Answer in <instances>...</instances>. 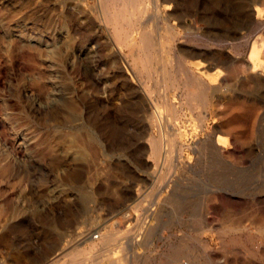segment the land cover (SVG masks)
<instances>
[{
    "label": "rangeland",
    "instance_id": "obj_1",
    "mask_svg": "<svg viewBox=\"0 0 264 264\" xmlns=\"http://www.w3.org/2000/svg\"><path fill=\"white\" fill-rule=\"evenodd\" d=\"M153 1L120 39L113 0H0V264H123L124 237L132 264H208L204 240L233 264L263 242L248 213L189 217L264 167V0Z\"/></svg>",
    "mask_w": 264,
    "mask_h": 264
},
{
    "label": "bare ground",
    "instance_id": "obj_2",
    "mask_svg": "<svg viewBox=\"0 0 264 264\" xmlns=\"http://www.w3.org/2000/svg\"><path fill=\"white\" fill-rule=\"evenodd\" d=\"M105 2H110L111 0H104ZM135 1L137 2V0H123L124 3H127V7L125 8H119L117 7L116 5L119 4L120 0H113L114 3H112V7H107L104 9V17H105V22L112 26L114 29H115V32L117 34V36L120 38V39H127L128 35H129V30H128V25L130 27H132L133 24L130 23L131 20H129L130 16V13L132 11V7L131 5H134L133 2L135 3ZM141 1V0H140ZM155 3H157V0L153 1ZM159 2V1H158ZM154 3V4H155ZM149 4V3H148ZM153 4V5H154ZM103 5V4H102ZM108 5V3H107ZM105 6V4H104ZM103 6V7H104ZM150 6V4H149ZM103 17V18H104ZM145 18V17H144ZM148 21V20H147ZM136 24V23H135ZM137 25V24H136ZM128 27V28H126ZM139 27V26H138ZM140 28V27H139ZM138 28V29H139ZM143 29V28H142ZM134 30V29H133ZM141 30V28H140ZM143 31V30H142ZM144 32V31H143ZM146 33V32H145ZM137 35V34H136ZM140 35V34H139ZM148 38V37H147ZM162 40V39H161ZM145 41V40H144ZM160 41V40H159ZM141 42V40H140ZM157 42V41H156ZM155 42V43H156ZM162 42V41H161ZM146 44V43H145ZM149 44V42H148ZM155 45V44H154ZM153 45V46H154ZM157 45V44H156ZM66 46V45H65ZM144 46V45H143ZM145 47V46H144ZM152 46L148 45V51H152L151 49ZM155 47V46H154ZM138 48H141V45L140 47ZM135 49V48H134ZM157 49V48H156ZM154 53H156L155 51V48L153 49ZM188 50V49H187ZM142 51V50H141ZM146 52V51H145ZM140 53V52H139ZM149 53V52H148ZM158 53V52H157ZM136 54V53H135ZM138 54V53H137ZM143 54V53H142ZM185 54L187 55H190V56H193V57H198L200 56V53L199 51L197 50H194L191 49L189 52H186ZM159 55H160V52H159ZM207 56V55H206ZM149 57V56H148ZM155 57V56H154ZM151 58H153L151 56ZM185 60V59H184ZM156 61V60H155ZM150 62V60H149ZM166 65V64H165ZM147 67V66H146ZM162 69V68H161ZM158 70V69H157ZM137 71V70H136ZM157 72V71H156ZM162 72V71H161ZM160 72V73H161ZM152 73V72H151ZM158 73V72H157ZM165 74H168V71H164ZM203 74V73H202ZM157 75V74H156ZM170 76V75H169ZM143 78V77H142ZM153 83V82H152ZM166 83V82H165ZM161 85V84H160ZM50 90V89H49ZM149 92V91H148ZM182 92V91H181ZM147 93V92H146ZM193 93V91H192ZM151 96V95H150ZM150 99V98H149ZM194 99V98H193ZM165 100V99H164ZM156 102V101H155ZM205 102V101H204ZM207 102V101H206ZM154 103V102H153ZM206 104V103H205ZM237 105V104H236ZM168 108V107H166ZM230 108V106H229ZM232 108V107H231ZM238 108V107H237ZM230 110V109H229ZM169 111V110H168ZM224 115V114H223ZM201 117V116H200ZM205 117V116H203ZM237 117V116H236ZM202 118V117H201ZM201 122V121H200ZM199 122V123H200ZM164 123V122H163ZM227 126V125H226ZM229 126V125H228ZM231 126V125H230ZM242 126V125H241ZM226 128V127H225ZM166 129V127H165ZM165 132V131H164ZM166 134V133H165ZM171 135V133H170ZM169 135V136H170ZM173 135V133H172ZM172 137V136H171ZM174 137V136H173ZM172 139V138H171ZM167 140V139H166ZM169 140V139H168ZM167 140V141H168ZM164 141L162 138H159L158 140H155V144H154V147H155V154L160 158L161 156L165 155V146H164ZM154 143V142H153ZM168 144V143H167ZM166 145V144H165ZM154 153V152H153ZM169 154V153H168ZM227 155V154H226ZM171 156V155H170ZM168 156V157H170ZM174 157V156H173ZM178 157V156H177ZM231 157V156H230ZM164 158H167L164 157ZM158 159V158H157ZM171 160V159H170ZM163 161V160H162ZM226 163L228 164H231L228 160H225ZM170 162V161H169ZM173 163V162H172ZM170 163V164H172ZM183 163V162H182ZM182 163H180L182 165ZM176 164V162H175ZM177 165V164H176ZM187 165V164H186ZM168 166H171L168 164ZM174 166V165H173ZM184 166V165H183ZM231 167L233 168H230L231 171L229 173H232V174H245L246 172H250V170H247V169H244V168H240V167H235L231 164L230 165ZM172 167V166H171ZM176 167V166H175ZM187 167V166H186ZM243 167V166H242ZM210 168V167H209ZM170 169V168H169ZM173 169V168H172ZM181 169V167H180ZM174 171V170H173ZM206 172V171H204ZM226 170H214V169H209L207 171V174L209 177H215V176H224L226 175L227 173ZM252 172V171H251ZM257 172V175H255V177H258L257 180V185L254 186V188L250 191V192H247L246 195H243V196H234V194L232 193L231 195H227V193L224 194V196L220 193H217V192H214L215 194L213 195V198H211L210 202H212V204H204L202 206V208L200 209V218L198 217H195V218H192V215L190 214V208L187 204H183V211L186 212V213H189L190 214V217H189V220L190 218L192 219L191 220V224L193 226L198 227V228H202V229H208V230H211L212 228V224L210 221L207 220V218L209 217L210 214L212 213H219L221 216H225V215H229V213H227L228 211L231 212L230 214L235 216L238 215V214H241L242 213H248L246 214L247 215V219L251 224H253L256 229L263 235L264 237V195L262 194V191H264V167H261L258 169ZM171 173V171H170ZM205 174V173H204ZM173 175V173H172ZM229 175V174H228ZM207 176V177H208ZM251 176V175H250ZM229 177V176H228ZM254 177V178H255ZM178 178V177H177ZM256 182V181H255ZM207 183V181L205 182ZM247 183V182H246ZM178 185V183H177ZM257 186H260L258 189L260 190H257L256 187ZM221 189V188H220ZM228 189V188H227ZM223 190V189H222ZM179 191V190H178ZM229 191V190H228ZM219 192V191H218ZM173 195V194H172ZM172 197V196H171ZM170 197V198H171ZM243 197V198H242ZM248 198V200L250 202L249 205L248 203L245 204L246 200ZM246 200V201H245ZM219 202V203H216V202ZM181 203V202H180ZM248 205V206H247ZM183 212V213H184ZM213 215V214H212ZM241 215H239L241 217ZM129 215H126V217H128ZM136 218L139 222H142L144 223V218L141 214H136ZM238 216V217H239ZM243 217L245 215H242ZM246 217V216H245ZM245 217L243 219H245ZM232 219V218H231ZM236 220V218H235ZM242 221V219H241ZM244 221V220H243ZM242 221V222H243ZM247 222V221H246ZM228 223V221H227ZM237 223V222H236ZM244 223V222H243ZM239 224V223H238ZM111 225V224H110ZM248 225V224H247ZM252 225V226H253ZM208 227V228H207ZM125 233V232H124ZM127 235V234H126ZM125 235H123L124 237ZM190 236V235H189ZM122 237V236H121ZM134 237V236H133ZM125 240L123 241V252L124 253V250L126 251L124 256L123 257V264H132V261H133V249H132V246H131V243L133 241H131V239L129 237H124ZM123 238V239H124ZM196 240V239H195ZM103 241L105 242V244H109L111 239L109 238H103ZM120 241V240H119ZM117 242V241H116ZM196 242V241H195ZM199 244L203 247L204 251H205V255H206V259L208 260V264H215V262L213 261L214 258H217L216 255L217 254H210L209 251H211L210 247H209V243L207 240H204V241H198ZM197 242V244H198ZM263 242H264V239H263ZM263 242H260L258 243V245L253 249V251L250 253L249 256H246V257H239L237 258L233 264H261V263H264V243ZM193 244V243H192ZM133 245V244H132ZM194 245V244H193ZM117 246V245H115ZM108 248V247H107ZM108 250V249H107ZM121 250V251H122ZM193 253V252H191ZM212 253V252H211ZM188 254V252L182 250V249H177L175 254H173L172 256V253L170 255V257L172 256L171 258V262L172 264H192V262H190L189 260L187 261H184V258H186V255ZM122 255V254H121ZM101 259V257H100ZM121 259H122V256H121ZM192 259V258H191ZM86 260V259H85ZM99 261V260H98ZM110 262V261H109ZM115 261L112 260V263H109V264H115L113 263ZM81 263V262H80ZM117 263V262H116ZM89 264H97V261L95 258H93V260H91V263ZM103 264H104V261H103ZM119 264V263H117ZM171 264V263H170Z\"/></svg>",
    "mask_w": 264,
    "mask_h": 264
}]
</instances>
